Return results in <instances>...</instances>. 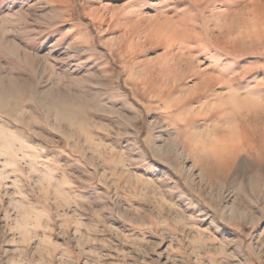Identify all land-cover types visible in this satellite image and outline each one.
<instances>
[{"label":"rangeland","instance_id":"obj_1","mask_svg":"<svg viewBox=\"0 0 264 264\" xmlns=\"http://www.w3.org/2000/svg\"><path fill=\"white\" fill-rule=\"evenodd\" d=\"M0 264H264V0H0Z\"/></svg>","mask_w":264,"mask_h":264}]
</instances>
